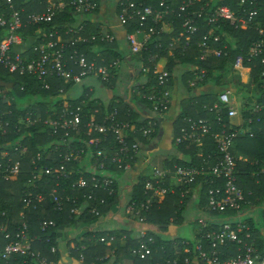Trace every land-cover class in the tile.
Listing matches in <instances>:
<instances>
[{"label": "built area", "instance_id": "1", "mask_svg": "<svg viewBox=\"0 0 264 264\" xmlns=\"http://www.w3.org/2000/svg\"><path fill=\"white\" fill-rule=\"evenodd\" d=\"M123 1L125 2V0H118L116 4V9L120 8V13L118 14H116L117 11L115 9L118 24L116 28L123 30L124 40L129 47L131 57H138L142 52H147L149 49L148 44L151 42L154 44L152 45L154 50L161 51L163 45L162 42H159V39H163L161 38L162 35L169 36L173 33V27H170L167 22L169 19L174 18L181 21V32L178 37L168 40L170 43L167 45L166 53L168 56L173 57L176 65L179 64V60L175 58L173 50H176L175 47L178 43L182 44L176 50L178 57H186L187 50H196L197 56L193 59L196 63H204L210 59L221 58L224 55V50L227 49V45L224 44L217 48L221 37L215 34L214 29L219 28L222 24H227L234 30L241 31L254 27L261 36L258 41L251 44L245 58L243 56L235 58L233 64L235 70L242 69L244 61L249 63L253 59L261 58V63L264 64V29L253 24L260 14L258 6L264 0H237L238 11H233L229 5L220 4L224 0H181L176 8L173 7L171 2L167 5L163 0L159 1L157 8L146 6L141 2L127 0L123 3ZM214 1H217L216 5L213 4ZM98 3V0H47L45 10L42 13L31 14L23 22L21 11L13 4L12 0H6L5 5L9 9L8 17L3 12L0 13V29L5 33L3 38L0 39V66L10 75L36 77L41 82V87L44 90H49L50 85L47 80L50 78L62 79L64 83H72L74 85H79L83 80L89 78H96L100 82L108 81L110 74L119 70L121 63L118 60L107 65L96 66L94 61L87 63L86 58L82 54H77L76 50H73L72 55L68 58L69 60H66L65 51L71 47L76 48L80 44H94L97 42L112 44L117 41L112 33L102 32L97 28L96 32L84 35L87 22H83L67 27L64 32V36L67 37L66 40H61L58 31H54L47 36L42 34V38L37 37L32 48L24 44L20 35L21 30L27 26H40L50 23L56 13L60 12L64 6H68L75 15L86 16L96 13L99 7ZM241 8H243V14L239 13ZM133 20L138 21L139 28L133 33H127L125 26L129 25ZM204 27H209L210 29L207 32L205 31L202 36L197 37ZM151 39L154 40L152 41ZM159 59L161 57H158V55H151L149 63L153 64L151 73L160 90L148 96L141 95L140 91L143 86L135 91L138 99H145L150 103L149 113L139 123L140 127L137 129V133L144 139H148L154 134L158 121L168 112L171 106V94L168 88L171 73L168 70L159 71L156 68ZM139 72L147 75L149 69L141 64ZM188 72L193 77L189 82L191 87H195L197 83L205 81L208 77L204 68L190 67ZM261 76L264 77V73ZM0 88H4L7 93L4 95L0 92V103L9 107L13 101L8 95L10 88L5 86L3 82H0ZM20 91H23V87L20 88ZM241 106L240 109L234 108L228 94H221L216 103L203 106L207 115H213L217 123L222 121V118H224L223 111L226 110V118L229 120V129L231 130L229 132L223 130L219 134L211 135L215 142L217 153L213 158L214 164L211 167L208 165L209 157L205 160L206 167H208L206 169L208 171L207 176L220 181L221 186L208 190V206L211 210L217 212H224L230 209L234 214L226 223H220L218 230H211L205 233L203 229H205L207 223L203 218L196 219V227L193 229L191 239H195V234L200 239L196 240L197 244L193 251L195 254H185L190 255V257L186 256L182 261L179 258H174L164 264H264V257H261L253 246L245 242V239H249L250 235L245 234L244 237L242 236L244 232H248V228L241 220L245 196L242 189L236 184V160L231 155L234 140L245 133L239 127L234 126L232 120L239 118L242 122L241 126H243L244 122L249 126L252 121L256 124L264 125V100L259 102L254 100L249 103L243 102ZM81 113V108L79 107L70 110L69 107H65L61 113H54L46 121H43V125L50 127L52 129L51 134L56 135L57 141L59 140L46 156V160L57 163L58 167L44 168L40 170L39 174L54 175L57 181L60 178L64 181H69L74 173L78 174L79 178L71 184V189L84 192L82 198L86 202L93 200V205H87L86 202L80 203V205L76 196H61L60 192L58 193L59 188L62 193L65 191L58 182L55 183V187L51 189L47 196L37 194L32 198V193L28 192L23 201L24 208L35 209L37 205H42L48 199L54 205V210L58 212H61L65 204L69 203L72 206L71 213L76 215V218L84 212L93 216L97 213V207L105 204L103 198L95 199V191H104L107 196L115 194L113 184L116 178L113 176L114 174L108 171V168L113 165L116 170L122 172V175L133 169V164L139 156L140 144L139 142L128 144L126 134L129 125L116 121L117 110L114 109V112L106 116L102 123H97L93 120L88 121L85 124V132L81 131ZM243 113L246 114V118H244ZM3 114L9 115L10 113H1V115ZM39 122L40 118L38 116L33 121L26 118L23 124L25 129H27ZM183 123L184 125L181 126L177 136L174 137L173 143L175 147L182 144L200 147L204 137L211 134L212 123L209 117L206 119L188 118L183 120ZM9 128L8 122L0 116V137L7 139V136L10 135ZM17 131L20 130L17 129ZM72 134H74V137L71 136L73 140H69ZM109 136L113 137L115 147L103 148L104 144L109 145ZM74 138L78 141H83L82 144L86 148L90 146L94 148V151L86 157L87 160H84L81 164V166L85 167H83V171L75 172L72 168V163L83 161L87 153L86 148H83L84 146L74 147ZM21 140L15 142L13 152L21 151L23 148ZM8 145V143L0 145V177L5 181L16 177L20 172L19 161L12 158V156L10 157ZM40 159L41 154L37 153L31 158V164L35 166ZM92 161H99L96 169L101 173L96 174L93 171L94 165L91 163ZM67 164L70 165L69 170L65 167ZM198 174L195 168H185L177 165H174L171 169H152L151 178L144 185L145 194H148V197L138 205L128 202L124 207L127 216L144 223L143 213L148 212L154 204L160 203L167 194H173L175 187L184 189L181 190V197L187 196L189 187ZM33 180L39 181L40 177L33 175ZM168 181L171 183L169 186ZM32 188L34 190L37 189L36 186H32ZM193 193V197L196 199L197 190H194ZM54 226L52 221L43 222L41 229L44 231L47 227ZM144 227L143 225V229L137 235L139 243L137 248L132 250V254L139 261L149 264L148 259L151 255L149 244L153 243V239L148 238L145 240L147 229ZM27 231V225L23 222L14 234V241L6 245L0 252V260L4 261L2 264H8L7 261L14 255L26 257L29 255V257L37 261L35 264H52L47 263L38 254L35 255L29 252L30 241L28 240ZM106 237L108 238L107 241L103 237L99 241L110 245L115 239L114 236ZM9 238V234L4 236V239ZM201 240L206 241V249L203 248ZM231 244L237 245V254L235 255L225 253V250ZM179 245L183 247L185 253H189L186 241L181 242ZM54 252L55 248H51V253ZM25 264L32 263L25 262ZM55 264H60V262Z\"/></svg>", "mask_w": 264, "mask_h": 264}, {"label": "trees", "instance_id": "2", "mask_svg": "<svg viewBox=\"0 0 264 264\" xmlns=\"http://www.w3.org/2000/svg\"><path fill=\"white\" fill-rule=\"evenodd\" d=\"M6 0H1L0 13L3 12L7 17L9 14V9L5 5ZM127 0H125L126 2ZM135 2H141L146 6H151L157 8L160 0H130ZM162 1V0H161ZM165 4L169 5L170 2L173 7L176 8L180 4L181 0H163ZM13 4L21 11L22 21L25 22L28 16L35 13H42L45 10L47 0H12ZM99 2V0H98ZM123 1V3H125ZM171 4V5H172ZM214 5L217 1H214ZM222 5H229L233 11H238V1L237 0H224L220 2ZM99 5V3H98ZM99 9V7H98ZM260 10L259 16L254 20V25L264 29V1L258 6ZM116 14L120 13V8L116 9ZM98 12V11H96ZM240 14H243V8L239 10ZM75 14L68 7L64 8L56 13L54 18L50 23L42 24L40 26H27L21 30V38L26 46L32 48L35 45L37 37L42 38V34L53 33L58 31L60 35L64 36V32L67 27L72 26L75 23ZM170 27H173L174 31L171 35H162L159 42H162L163 48L161 51H156L152 48V42L148 44L149 49L147 52H142L137 60L139 65L143 64L148 67L149 73L144 75L139 72L140 75L145 76L146 79L154 84V88H145L140 91L141 95L148 96L152 93L158 92L160 89L157 87L156 80L152 75L153 64L149 63L151 55H158V57H164L166 60V66L168 71H173L174 63L173 57L167 55V45L168 40L171 38H176L181 32V21L178 19L171 18L167 22ZM138 21L133 20L129 25L125 26V31L127 33H133L138 28ZM159 28V25H158ZM209 27H204V29L199 33L197 37L202 36V34ZM215 34L221 37L220 44L217 46L219 48L221 45H227V49L224 50V55L219 59H210L204 63H196L193 59L197 56V51L193 50L194 57H178L176 50L179 49L182 44H177L176 50H173L175 58L179 60V64L176 65L183 70H186L183 83L188 92H192L195 88L189 85V82L193 79L189 69L190 67L204 68L207 71V79L199 84L206 82H211L218 88H235L238 94L244 95L247 98V102H252L255 99L257 102L264 100V64L261 63V58L253 59L249 63L244 61L243 67L240 70H235L233 64L237 56H243L245 58L249 47L255 41H258L261 36L254 27H249L245 31L234 30L233 28L226 25H221L219 28L214 29ZM96 32L95 28L86 24V29L84 35ZM4 33L0 30V38H3ZM67 39L66 36H64ZM47 40V39H46ZM152 41L154 39H151ZM183 43V42H182ZM95 48V51L93 49ZM119 45L117 41L112 44L106 43H94V44H80L76 48H68L65 51V59L69 60V56L72 55L73 50L77 51V54H82L86 58V62H95L96 66L107 65L113 61L118 60L120 63L124 62V54L120 53ZM96 53L100 55L97 56ZM187 56V54L185 55ZM71 63V62H70ZM118 70L110 74L108 81L101 83L109 90L113 88L115 84V78L117 76ZM229 78L227 83L223 82V78ZM0 82L5 83V86L10 88L8 95L13 99L10 106L7 107L5 104L0 103V116L8 122L10 128V135L6 138L0 137V145L8 143V148L10 151V157L17 159L20 164V172L16 177L10 178L8 181L3 180L0 177V252L3 248L14 241V234L20 228L23 222L27 225L28 240L30 241V251L35 255H39L47 263L55 264L59 262L60 250L58 248L59 238L61 233L66 228L80 229L85 227L86 224L94 223L96 220L102 218L103 216L109 214L118 204V182L115 180L113 188L115 194L113 196H107L104 191H95V199L103 198L105 200L104 205H99L97 207V213L95 215H89L84 212L83 216L76 218V215L71 213L72 206L68 203L65 204L64 209L61 212L54 210V205L50 203L47 199L42 205H37L35 209L23 208L24 199L26 194L32 193V198L35 195L41 194L47 196L51 189L55 187V183L61 185L64 189L62 193L59 188L58 193L61 196L77 197L79 204L86 202L82 198L84 192L75 191L71 189V184L75 182L78 178V174H73L69 181H64L62 178L56 180L54 175H40V170L48 167H58L57 163L46 160V156L54 148L57 141V136L51 134V128L43 125V121H46L52 114L61 113L65 107L70 109H75L77 107L81 108V119L82 126L81 131L85 132V124L93 120L97 123H102L103 119L109 114L117 110V115L115 117L116 121L122 124H128L127 132V142L132 144L134 142L145 143L147 140L151 139L154 135L148 139L142 138L140 134L137 133V129L140 127V122L138 121V116L131 112L128 105L123 101L116 100L109 101L108 103H103L102 101L95 99L92 94L82 93L77 98H71L73 96L62 97L63 95H68L75 88L72 83H64L62 79L50 78L47 82L50 85L49 90H44L41 87V82L37 80L36 77L30 76H18L10 75L5 69L0 66ZM239 85V87H238ZM195 86V87H196ZM241 86V87H240ZM23 87V91L20 88ZM237 88V89H236ZM253 88L252 99L248 97V93H245V89ZM0 92L6 95L4 88H0ZM87 92V91H86ZM246 94V95H245ZM142 104H145L150 109V103L145 99H140ZM216 100V99H214ZM212 101V100H211ZM1 102V101H0ZM83 102V104H81ZM204 103H199L193 99L186 103L182 115L178 119V126L175 128V135L177 136L180 128L184 125L183 120L191 119H206L209 117L211 121V134L204 137L202 140V145L196 147L193 145L182 144L175 147L179 155L184 159L179 157L178 160L170 163L167 167L172 168L174 165L185 167V168H195L198 171V175L195 177V181L189 187V193L185 197H181L182 188H174L173 194H167L165 198L160 202L154 204L148 212L143 213L144 223L147 225V234L145 240L148 238L153 239V243L149 244L151 255L148 259L149 264H164L166 261L173 260L174 258L184 259V257L190 255L185 254H195L194 247L197 244L196 240L198 235L195 234V239L186 240L179 238L176 235L170 236L168 233L171 226L179 227L185 222L186 214L188 213L189 204L193 202V191L197 190L198 195L196 200H194L196 211L207 223L203 232H208L211 230H218L220 223H226L229 218H232L234 212L230 209L224 212H217L210 209L207 202V192L210 188H216L221 186L220 181H216L210 176H207L208 171L206 170V158L209 157V167L214 164V156L217 153L215 142L212 139V134H219L223 130L226 132L231 131L229 129L230 123L226 118V110H224V118L220 123L214 120L213 115H207L204 111L203 106L214 104L216 102H208L204 99ZM9 112L10 114L1 115V113ZM39 116L40 122L36 123L27 129L23 124L26 118L33 121ZM208 116V117H207ZM244 118L246 114L243 113ZM264 120V119H263ZM224 126V127H223ZM246 122H244V129L247 128ZM20 131H17V129ZM229 129V130H228ZM248 129H253V135L242 134L238 136L232 145L231 155L236 160L235 166V176L236 184L244 192L245 200L242 205L241 220L243 224L248 228L250 238L245 239V242L253 246L254 249L264 257V125L256 124L252 121V124L248 126ZM62 133V132H61ZM74 137V134L70 135ZM84 139V136L82 135ZM21 140L23 148L21 151L13 152L15 148V142ZM74 147H83V141H78L74 138ZM68 141V140H67ZM109 145L104 144L102 147L107 148L109 146L115 147V142L113 137L108 138ZM83 148H86L85 146ZM62 149H64L62 147ZM94 148H86V155L83 161L78 163H72V168L76 171H83L84 166H81L89 153L93 152ZM37 153L41 154V159L34 165L31 164V158H33ZM108 159V158H107ZM139 159V156L137 160ZM134 164L136 163V161ZM93 166V171L96 174L101 173L97 171L96 166H98L99 161L91 162ZM133 164V166H134ZM70 165H65L66 169L69 170ZM109 172L114 174L118 179L122 175L121 171L115 169V166H110L108 168ZM203 169V170H201ZM33 175L39 176V181L33 180ZM151 178L149 176H138L131 189V196L129 203L140 204L146 200L148 194H145L144 185L145 182ZM36 186L37 189L34 190L32 186ZM171 183L168 181V186ZM87 205H93V200L86 202ZM80 204V205H81ZM251 209L259 210V222H255L253 218L250 217L249 212ZM23 214L22 217L20 214ZM249 215V216H248ZM54 222V227H47L44 231L41 229V224L43 222ZM192 224V222L190 223ZM157 232H153L154 230ZM203 233V234H204ZM6 234L10 235L9 239H4ZM106 236H114L115 239L111 243L110 248L115 254H130L132 250L137 248L139 240L135 239L130 233H117L111 232L106 234L105 232H86L81 235L78 239H73L70 243V252L73 254L77 261L82 264H92L98 259L105 257V252L109 248L105 243L99 241L100 238H108ZM124 237V238H123ZM197 237V238H196ZM186 241L188 243V252L185 253L183 247L179 245L181 242ZM203 248H207V243L201 240ZM51 248H55V252L51 253ZM109 248V249H110ZM226 254H237V245L231 244L228 249L225 250ZM19 256L14 255L7 261L8 264H25V262H31L35 264L37 261L29 255ZM81 257V260H80ZM135 260L139 261L138 258L134 257ZM4 261L0 260V264ZM146 262L139 261V264H145Z\"/></svg>", "mask_w": 264, "mask_h": 264}, {"label": "crops", "instance_id": "3", "mask_svg": "<svg viewBox=\"0 0 264 264\" xmlns=\"http://www.w3.org/2000/svg\"><path fill=\"white\" fill-rule=\"evenodd\" d=\"M27 1L28 0H24V2ZM117 1L118 0H99L98 12L86 16L75 15L74 18L76 21L73 24V26H75L79 23L87 22L92 28H98L102 32H110L116 37L119 45L118 50L120 53L124 54V62L120 64L115 78V84L113 85V88L109 90L98 79L89 78L83 80L81 84L75 85V87L77 89L81 88V92L83 93L92 94L95 99H98L103 103H108L112 100H116L117 102L123 100L128 105L131 112L138 116V121H141L147 117L149 110L145 104H142L135 99V91L141 86L145 88H151L152 86L153 89L154 84L151 81L149 82L145 76L139 74L140 65L137 57L130 56L129 47L124 40L123 30L116 28L118 26L115 16ZM1 5L0 0V6ZM59 38L61 40H66L65 37L60 34ZM93 51H95V48ZM192 51L193 50H187L186 57L193 56L194 53ZM96 55L100 54L96 53ZM166 60L167 59L164 56L157 61L156 68L159 69V71L167 70ZM170 73L171 76L168 81V88L171 94V106L168 112L160 119V121H158L155 135L145 143H140V156L133 166L134 171H130V174L121 175L119 179L115 176L119 188L118 204L109 214L98 219L95 223L86 224L85 227H81L80 229L66 228L62 231L58 242V248L61 253L59 254L60 264H82L75 259L73 254H71V244L69 246V243L73 239L80 238L83 233L96 231L105 232L106 234L111 232H122L130 233L135 239H137V235L139 231L143 229V225L146 226V228H144L147 229L145 223H140L137 220L129 218L124 207L130 200L131 189L138 176L142 175L150 177L152 169H167V166L178 160L179 157L184 159L179 155L178 150L174 146L173 140L176 136L175 128L178 126V119L182 115L186 103L189 100L193 99V102L204 103L203 101L205 99L210 103L218 101L221 94H228L233 106H237V109L242 107L241 105L243 102H247V98L243 97L244 95L238 94L237 91L234 90L235 88L230 87L220 89L211 82H206L200 85L198 84L194 87L195 89L192 92H188L182 81L184 76H186L184 75L186 70L175 65L173 71H170ZM229 80V78H223L224 83H227ZM245 93H248V97L252 99L253 88L245 89ZM95 94L98 96L96 97ZM239 103L240 106H238ZM241 123L242 122L239 118L232 120V124L244 131V134H254L253 129H244V127L241 126ZM194 200H196L195 197H193V202L189 204L188 212L195 207ZM249 215L253 219L255 216L258 218L257 209H251ZM177 230L178 227L171 226L168 234L174 236L177 234ZM153 232H157V230L155 229ZM110 246L111 244L107 245L109 248ZM109 248L106 250L104 258L98 259L92 264H139V261L134 259L132 251L130 254H115L112 248Z\"/></svg>", "mask_w": 264, "mask_h": 264}, {"label": "rangeland", "instance_id": "4", "mask_svg": "<svg viewBox=\"0 0 264 264\" xmlns=\"http://www.w3.org/2000/svg\"><path fill=\"white\" fill-rule=\"evenodd\" d=\"M214 3V2H213ZM99 56V55H97ZM250 89V88H249ZM83 92H81V88L80 89H77L76 87L74 89H72V92L69 93L68 95H63L62 97H67V96H73L71 98H77L79 95H82ZM95 96L97 97L98 95L95 94ZM135 99H137L139 102L140 100L136 97L135 95ZM238 101V100H237ZM238 106H240V103L238 104ZM237 107V106H236ZM235 105H234V108H236ZM237 109V108H236ZM143 121V120H141ZM139 121V122H141ZM139 156H140V152H139ZM85 168V167H84ZM130 171H134L133 169H131ZM130 171L128 172L130 174ZM126 173V174H128ZM124 175V174H123ZM115 176V175H113ZM24 208V207H23ZM260 210V209H259ZM259 210H257V213H258V218L255 216L254 220L255 222H259ZM22 213L20 214V216L22 217ZM84 213L81 215L83 216ZM185 222L182 226H179L178 227V230H177V234L176 236L179 237V238H183V239H186V240H190L192 235H193V229L196 227V219L198 218H202V215H199L198 212L196 211V209H194L193 207V210L189 211L187 214H186V217H185ZM252 218V217H251ZM192 222V224H190ZM146 227V226H145Z\"/></svg>", "mask_w": 264, "mask_h": 264}]
</instances>
